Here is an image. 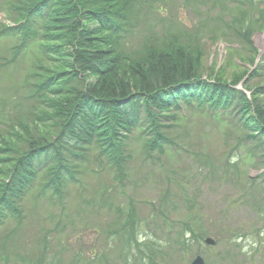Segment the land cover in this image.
Instances as JSON below:
<instances>
[{
	"label": "trees",
	"instance_id": "obj_1",
	"mask_svg": "<svg viewBox=\"0 0 264 264\" xmlns=\"http://www.w3.org/2000/svg\"><path fill=\"white\" fill-rule=\"evenodd\" d=\"M173 1L12 0L11 22L1 26L0 34L16 42L0 51V69L17 63L33 42L38 56L18 92L29 101V116L0 132V223L4 216L21 217L22 203L38 185L64 203L66 188L83 175L93 151L99 170L105 167L119 182L125 180L131 134L140 129L144 150L163 154L184 106L230 113L243 137L264 143V85L249 86L261 68L253 37L256 28H264V12H257L255 0H237L238 28L217 18L241 45L231 50H242L255 67L229 80L221 75L223 68L204 76L203 45L197 35L176 26L173 15L162 21L157 17L161 29L149 32V19L166 12ZM160 200L173 201L169 192ZM254 202L260 208L264 200ZM155 207L149 219L168 226L167 210L154 215ZM119 217L122 222L108 238H118L122 251H137L140 264H154L159 249L140 242L137 208H120ZM179 227L175 244L185 254L190 240L200 243L199 228L187 221Z\"/></svg>",
	"mask_w": 264,
	"mask_h": 264
},
{
	"label": "rangeland",
	"instance_id": "obj_2",
	"mask_svg": "<svg viewBox=\"0 0 264 264\" xmlns=\"http://www.w3.org/2000/svg\"><path fill=\"white\" fill-rule=\"evenodd\" d=\"M11 2L0 0V32L11 22ZM255 4L260 8L257 12H264V0ZM238 6L237 0H174L170 9L146 25L149 32L158 31L159 19L173 15L174 24L197 35L203 45L204 76L223 68L221 75L231 80L255 68L242 50H231L241 45L224 23L239 27ZM253 41L261 68L249 81L251 87L264 85V28H256ZM13 42L0 34V51ZM36 49L37 43H31L17 63L0 69V132L29 116V101H22L18 92L25 70L36 61ZM176 118L170 133L173 141L163 154H148L141 130L135 129L128 142L131 161L125 180L119 182L105 167L99 170L93 151L83 175L66 188L64 203L50 192L43 193L39 185L34 187L21 205L22 216H4L0 223V264H140L137 251H122L118 238H108L122 222L119 209L129 204L137 208L141 221L140 242L159 249L154 264H191L197 255L205 264H264V203L259 208L254 202L264 200V143L243 137L236 119L224 111L184 106ZM17 130L21 132L20 127ZM168 192L171 204L160 200ZM151 203L156 206L154 215L167 210L168 226L158 218L149 219ZM186 221L199 228L195 236L201 241L190 240L183 254L175 240ZM205 237L214 238L216 244L204 243Z\"/></svg>",
	"mask_w": 264,
	"mask_h": 264
},
{
	"label": "water",
	"instance_id": "obj_3",
	"mask_svg": "<svg viewBox=\"0 0 264 264\" xmlns=\"http://www.w3.org/2000/svg\"><path fill=\"white\" fill-rule=\"evenodd\" d=\"M215 242H216L215 239H213L211 237H207L205 239V243H207L209 245H213V244H215ZM192 264H205V262H204L203 257L199 255L193 260Z\"/></svg>",
	"mask_w": 264,
	"mask_h": 264
}]
</instances>
